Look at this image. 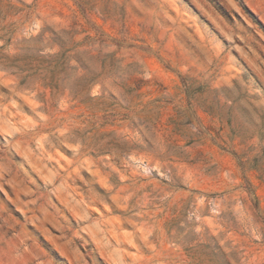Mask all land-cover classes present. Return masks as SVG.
Here are the masks:
<instances>
[{
  "label": "rangeland",
  "instance_id": "374dc122",
  "mask_svg": "<svg viewBox=\"0 0 264 264\" xmlns=\"http://www.w3.org/2000/svg\"><path fill=\"white\" fill-rule=\"evenodd\" d=\"M0 177V264H264V0H0Z\"/></svg>",
  "mask_w": 264,
  "mask_h": 264
},
{
  "label": "clouds",
  "instance_id": "9594fccd",
  "mask_svg": "<svg viewBox=\"0 0 264 264\" xmlns=\"http://www.w3.org/2000/svg\"><path fill=\"white\" fill-rule=\"evenodd\" d=\"M0 179H2V177H0ZM9 182H10V180H6V181H5V183H9ZM31 203L35 204V203H36V201H35V200H32V201H31ZM82 219H84V220H87V219H88V217H83ZM82 231L89 232V230H88V228H87V227H86V228H84V229H82ZM82 264H83V262H82Z\"/></svg>",
  "mask_w": 264,
  "mask_h": 264
}]
</instances>
